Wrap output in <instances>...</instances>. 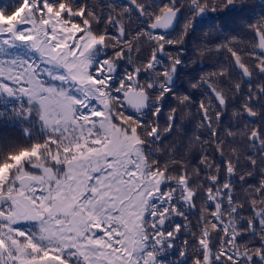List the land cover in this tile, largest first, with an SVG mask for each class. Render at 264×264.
Returning a JSON list of instances; mask_svg holds the SVG:
<instances>
[{"label":"snow or ice","instance_id":"snow-or-ice-1","mask_svg":"<svg viewBox=\"0 0 264 264\" xmlns=\"http://www.w3.org/2000/svg\"><path fill=\"white\" fill-rule=\"evenodd\" d=\"M259 9L0 0V264H264Z\"/></svg>","mask_w":264,"mask_h":264},{"label":"trees","instance_id":"trees-1","mask_svg":"<svg viewBox=\"0 0 264 264\" xmlns=\"http://www.w3.org/2000/svg\"><path fill=\"white\" fill-rule=\"evenodd\" d=\"M244 5L246 9H256V13L259 14V0H243ZM240 0H237V7H239ZM225 21H228L230 24L235 23V20L230 15H225L222 17ZM213 24L219 23V21H213ZM210 25H205L203 30H208ZM203 30L198 29L196 33H192L191 36L188 38L187 41V48L188 53L187 56H185V60L188 63V69H192V71H189L188 69L182 70L180 74V78L177 80V84L182 85L181 91L187 89L189 91H192L193 94L196 96L197 100L199 99L198 93L195 92V90H192L189 88V81L192 77H199L202 73L210 71L211 65L214 63V56H205L201 58L199 55L195 54L194 45L197 43H201V33ZM227 31V29H225ZM175 35V34H174ZM192 58L191 60L189 58ZM202 60V63H201ZM245 90H247V86L245 85ZM171 99V98H170ZM232 105L229 106V115L231 113ZM195 111V109H193ZM228 117H225V120H227ZM187 124V121L185 122ZM188 128V135L190 136L192 133V130L194 128V123L191 125H187ZM0 133L2 134H8L12 136H19V132L16 128H7V129H0Z\"/></svg>","mask_w":264,"mask_h":264}]
</instances>
